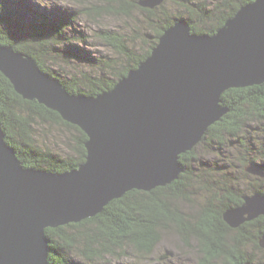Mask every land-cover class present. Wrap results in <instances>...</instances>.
<instances>
[{"label":"water","instance_id":"1","mask_svg":"<svg viewBox=\"0 0 264 264\" xmlns=\"http://www.w3.org/2000/svg\"><path fill=\"white\" fill-rule=\"evenodd\" d=\"M162 1L139 3L154 8ZM158 39L137 67L97 96L68 92L28 54L0 44V72L15 92L87 136L85 161L54 173L23 166L0 125V264H48L46 228L92 217L131 189L176 180L179 155L228 110L221 94L264 81V0L242 5L212 35L192 33L181 19ZM245 200L249 218L264 213V199ZM242 215L229 212L224 220L233 227Z\"/></svg>","mask_w":264,"mask_h":264},{"label":"trees","instance_id":"2","mask_svg":"<svg viewBox=\"0 0 264 264\" xmlns=\"http://www.w3.org/2000/svg\"><path fill=\"white\" fill-rule=\"evenodd\" d=\"M19 1L23 2L24 13L10 9L13 6L11 0H0V44L10 45L16 51L32 56L39 68L61 82L68 92L95 96L112 88L130 69L137 67L150 54L163 31L177 20L186 19L192 33L213 34L241 5L253 0H217L212 8L200 0H163L152 9L139 7L149 20L145 25H150V30L141 35L140 31L146 29L143 24V27L135 29L139 36L132 39L119 32L100 30L98 37L114 54L100 59H89L60 49L59 46L63 44L71 45L73 36L68 35V32L76 16L68 12L59 17L46 15L35 10L26 0H13V4ZM100 1L103 3L84 8L88 17L94 18V15L113 11L129 18L133 9L138 7L137 0ZM168 3L176 4L174 8H179L178 12L167 7ZM138 39L144 47L136 46ZM71 47L76 48L75 45ZM60 55L65 57V61L58 57ZM71 58L83 65L88 64L91 71L66 72L61 66ZM94 59L97 61L94 62ZM93 69L97 72H93ZM220 99L228 110L208 127L206 135L212 140L222 144L226 142L227 135L238 139L239 133L245 131L250 123H256L258 131L264 135V81L251 86L229 88L221 94ZM38 122L55 123L74 132L71 151H58L40 144L34 132ZM0 124L6 142L15 149L23 166H41L52 172H63L75 169L84 162L86 134L78 126L64 121L57 112L23 99L1 72ZM259 145L264 152V140ZM192 153L193 149L179 155L185 171L169 185L148 192L130 190L110 201L100 213L92 217L77 223L46 228L48 263L87 264L101 257L124 253L126 248L138 254L150 255L155 244L160 241L161 229L174 227L184 243L195 242L201 255L199 264H213L219 259H224L228 264H243L247 257L233 249L230 238L235 236V240L243 241L253 227L251 225L250 231V222L237 227V233L229 238L232 229L222 215L231 205L242 203L239 195L236 196L224 185L218 186L225 189H220V194L212 192L205 198V203L200 204L199 216H189L180 209L181 201L195 203L190 189V181L194 176L190 165L193 160L189 159ZM256 160L254 156L250 161L256 163ZM256 191L262 190L257 188ZM262 222L264 217L251 223L258 225ZM253 230L255 238H258L264 232V224ZM67 251H75L85 263L69 261L66 259Z\"/></svg>","mask_w":264,"mask_h":264},{"label":"rangeland","instance_id":"3","mask_svg":"<svg viewBox=\"0 0 264 264\" xmlns=\"http://www.w3.org/2000/svg\"><path fill=\"white\" fill-rule=\"evenodd\" d=\"M28 1L31 5L30 4L27 5H30L31 7L35 8V10H38L40 13H44L46 15L50 14L59 17L61 15H64L66 12V14L70 13L71 15L76 16L74 19L76 21L73 23V25L69 27L70 31L68 32V35L73 36V39L72 40L70 39V41H72L70 43L73 46L75 45L76 48L73 49L71 45L68 46V44H63V43H62L63 45L59 47L61 50H64V52L70 51L76 55L80 54L79 56L82 55V57L85 56L90 57L89 59L95 57L100 59V58H107L112 55L114 56V54H112L109 48L106 47L105 44L101 41V39L98 37V32L100 30L105 29L109 31L119 32L127 36V38L129 39H132L134 37L136 38L139 36V34L137 33L138 31H135V29L140 28L143 24L145 25V22L149 21L147 17H145L144 12L140 10L139 7L152 9L151 7L142 6L139 3L140 0H137L136 3L138 7L136 6V8L133 9L132 15H130L129 18L125 17L126 16L125 14L124 15L115 14V12L113 11L111 13H101L98 16L94 15V18H90L85 14L84 8L87 5L93 6V4H102L103 3L102 1L100 0H26L27 3ZM200 1L205 2L207 6L209 5V7L212 8L214 7L215 1L217 0H200ZM254 1L255 0L248 3H252ZM190 2L192 1H189L188 3ZM160 3H158L157 5H159ZM10 4L13 5L10 7V9L14 8L16 12L23 11L24 13L23 2L21 3L19 1L13 4V0H11ZM175 5L168 3L167 7H171V10L173 9L172 11L176 10L175 12H178L179 8H174ZM237 11L233 15H235ZM141 19H143L144 22V23L142 22V24H141ZM149 26L145 25L146 29L143 28L144 30L140 31V34L143 35V33L149 31L150 30ZM158 43L159 41H157L155 46ZM136 46H141V47L143 46L142 43L139 41V39L137 40ZM14 51L16 50L14 49ZM85 54H88V56ZM58 57L62 59L64 56L60 55ZM96 61L97 60L94 59V62ZM61 67L64 68L63 70H65L66 72L70 71L71 73L78 72L80 70L91 71L92 69L88 64L83 65L82 63L77 61V59L75 60L73 58L68 59V62L66 61L65 64L63 63ZM93 72H97V71L94 70ZM256 126H257L256 123H250L249 125H247L245 131L239 133L240 138L238 139L232 135H227L226 142H223L222 144H217L208 135H206L205 132L201 140L195 143L190 150L183 152L185 154L193 149L192 156H190L189 158L193 160L191 161L190 165L192 167V171L194 174L193 180L190 181L192 182L190 185V189L193 191V192L191 191L192 194L191 198L195 200V203L187 204V202H182V201L179 202L181 211H183L185 214L188 215L190 214L193 216H199L201 212V210L199 209L200 204L205 203L204 202L206 200L205 198L208 195H210L212 192L220 194L221 192L219 190L225 188H219L218 186L224 185V187H226L227 190H231L233 194H236V196L239 195L240 197L239 196L238 197L242 201V203L237 206L231 205V207L227 208L228 210L225 209L222 214L223 218L225 214L229 212H233L238 216L243 213L242 216L244 219L240 224H236V226L233 227L228 224L229 227H231L232 229L229 232V238L237 233V227L238 228L242 227L246 223L250 222L249 223L250 231H251V225L253 227L252 231H254L253 229L255 230L258 229V226H260V224H264V222L258 223V225L251 223V222H255V220L260 217H264V213H258V215L249 218L250 213L253 212L252 211L248 212L243 210V207L247 205L245 198L257 197L260 200L264 199V165H263L264 152L262 150V147H260L261 145H259L264 140V135L263 132L258 131L259 127ZM34 130L37 141L40 144H45L46 146L58 151H71L70 148H72L73 146L74 132L70 131L66 127L50 122H38ZM4 140H5V135H4ZM254 156L257 157L256 161L258 162L256 163L250 161L251 157ZM178 161L181 165L180 166L181 171L179 172L177 179H179L180 175L185 171V168L182 166V162L179 159ZM31 167L44 168L41 166H31ZM251 168L256 172H252ZM67 171H63V172H67ZM54 173H62V172H54ZM169 184L170 183L166 185ZM166 185H161V186L164 187ZM161 186H157V187H161ZM155 188H151L149 190H141V189H136V190L148 192ZM257 188H259L262 191L261 192L256 191ZM112 200L113 199H111L110 201ZM262 209H264V205H262ZM232 219L233 222H237L238 220L237 217H233ZM69 229L73 231L72 228ZM252 231L251 233H247L245 235L243 241H237L235 240V236H233L234 238H230L232 240L230 242H233V247H234L233 249H235L238 252H241L242 255H245L247 257V259L244 261L243 264H264V232H261L259 237L255 238L254 232ZM65 254H66V259H68L69 261L72 262L80 261L82 263H85V261L79 255H77L75 251L72 252L67 251ZM199 257H201V255L198 252L197 245L195 244V242H190V244L184 243L176 234L174 227L172 228L168 227L167 229H161L160 241L157 244H155L150 255L138 254L134 250L126 248L124 253L114 256H105L103 258L101 257L98 260L96 261L93 260V262L91 261L87 264H199L200 262ZM215 261L218 262H214L213 264H228L224 262V259L221 260L219 259Z\"/></svg>","mask_w":264,"mask_h":264},{"label":"bare ground","instance_id":"4","mask_svg":"<svg viewBox=\"0 0 264 264\" xmlns=\"http://www.w3.org/2000/svg\"><path fill=\"white\" fill-rule=\"evenodd\" d=\"M30 56V55H29ZM31 57V56H30ZM32 58V57H31ZM41 70V69H40ZM221 105H222V103H221ZM223 106V105H222ZM207 131V130H206ZM201 143V142H200ZM228 210V209H227ZM47 237V236H46ZM48 255V254H47ZM165 259V258H164Z\"/></svg>","mask_w":264,"mask_h":264}]
</instances>
